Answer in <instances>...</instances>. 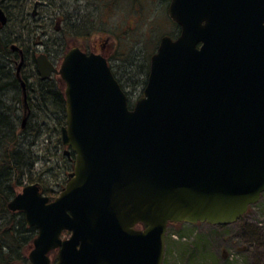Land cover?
<instances>
[{
  "label": "water",
  "instance_id": "1",
  "mask_svg": "<svg viewBox=\"0 0 264 264\" xmlns=\"http://www.w3.org/2000/svg\"><path fill=\"white\" fill-rule=\"evenodd\" d=\"M256 2L171 0L167 15L180 35L160 38L131 109L101 55L72 48L59 69L35 58L41 80L57 74L65 85L60 137L74 166L53 201L29 184L8 204L37 232L30 264H162L169 223L230 225L258 202L264 43Z\"/></svg>",
  "mask_w": 264,
  "mask_h": 264
},
{
  "label": "rangeland",
  "instance_id": "2",
  "mask_svg": "<svg viewBox=\"0 0 264 264\" xmlns=\"http://www.w3.org/2000/svg\"><path fill=\"white\" fill-rule=\"evenodd\" d=\"M12 1L6 9L10 21L2 30L4 36L19 39L23 50H27V41L30 42V37H35V41L37 38L46 41L50 50H57L56 47L62 44V40L55 35L53 28L50 26L48 28L39 27L40 30L38 28L34 30L32 26H23L20 17L21 10L17 8L21 2L18 4L16 1ZM168 1L66 0L64 14L68 16L69 25L67 27L68 35L63 40L66 47L63 53L65 54L68 48L75 46L91 50L90 48L95 45V48L98 49L95 42H101L103 49L98 53L105 55V59L109 58L107 63L115 78L122 85L132 106L142 94L141 81L144 79V77L137 76L138 70L134 66L136 64L138 66L140 63L144 65L148 63L149 66L150 58L156 52L160 38L170 36L175 31L166 15ZM31 10L32 8L29 12ZM26 15L34 24L29 13ZM82 17L83 27L80 22ZM14 25L16 26L14 27ZM36 25L37 23H35ZM80 35H87V38L78 40L83 38H79ZM12 46L18 47V44H12ZM37 49L41 50V47L38 46ZM33 50H35L34 45ZM38 54L35 53L34 57ZM62 57L63 55L54 58L57 68L61 65ZM19 64L18 58L14 68L17 69ZM22 75L20 73L18 75L21 81H23ZM52 78L58 83L55 76ZM59 86L63 91L64 86L61 84ZM23 101L26 106L28 101L24 96ZM28 117L22 109V121ZM46 133L48 134V132ZM46 133L39 139L36 151L39 152L38 155L41 158L48 159L50 157V160L47 163L37 162L32 174V181L26 182L24 186L36 184L44 191L49 201H53L65 187L67 172L63 168H66L68 164L65 158L69 159L70 156L65 155L68 148L63 145H59L57 151L54 152L55 138L50 143L45 141L48 136ZM248 216L253 220L252 222L244 224L243 219L240 224L223 228L211 227L207 224H169L165 235L164 264H264V198L259 206L250 210ZM256 222L261 223L262 226H257ZM68 237L69 234L66 232L61 234V239ZM56 253L54 251L50 253L51 260L56 258Z\"/></svg>",
  "mask_w": 264,
  "mask_h": 264
},
{
  "label": "trees",
  "instance_id": "3",
  "mask_svg": "<svg viewBox=\"0 0 264 264\" xmlns=\"http://www.w3.org/2000/svg\"><path fill=\"white\" fill-rule=\"evenodd\" d=\"M11 1L0 0V6L7 14L6 9ZM3 29L0 28V264H29L27 255L36 237V230L26 225L23 213L9 211L8 204L26 182L32 181L36 163H47L50 160V157L45 159L38 155L36 147L39 139L48 132L45 141L50 143L55 138L54 152L62 145L59 133L65 125V98L56 81H42L37 76L33 53L35 37H30L27 50H23L20 40L4 36ZM12 44H18L19 48L22 46L23 64L20 74H23V81L14 68L19 55L12 51ZM136 65L137 76L144 77L141 81L144 88L149 72L148 63ZM22 82L26 96L29 94L26 106ZM117 82L122 89L120 82ZM128 106L131 107L129 99ZM22 109L29 116L27 121L21 119ZM69 156V159L65 158L68 161L67 167L63 168L67 174L73 170L74 163V155ZM40 191L46 195L42 189Z\"/></svg>",
  "mask_w": 264,
  "mask_h": 264
},
{
  "label": "flooded vegetation",
  "instance_id": "4",
  "mask_svg": "<svg viewBox=\"0 0 264 264\" xmlns=\"http://www.w3.org/2000/svg\"><path fill=\"white\" fill-rule=\"evenodd\" d=\"M19 1L21 2V4L19 5V8L21 10L22 17L30 18L28 15H26V14L29 13V15L32 17V20L34 21V23H37V25H38L37 28L39 30H40L41 27L42 28H48L50 26V27L53 28L55 35L59 36V38H61V40H62V44L58 45L60 48L58 46L56 47V49L58 50L57 51V50H50L46 41H41L39 38H37V40L33 44L35 46V51L33 52L34 55H35V53L44 54L46 56L47 60L56 69H58V68L56 67V65L54 63V58H57V57H59L61 55H63V57H64L65 54L72 48H78L81 52H83V53H85L87 55L92 53V54L101 55L104 58L105 55H103L102 53L101 54L98 53L99 51L101 52V50L103 49L102 48L103 44L101 42H98V41L95 42V44L98 45V49L95 48V45H93L90 48L91 50H87L84 47L82 48V47H76L75 46V47H70V49L68 48V50L66 51L65 54L63 53V50H64V52L66 50V47H65V44H64L65 41H63V40H65L66 35H68L67 27L69 25L68 24V21H69L68 16L64 14V12H66V9H65L66 0H57V1H55V0H19ZM256 1H257L256 2L257 3L256 10L259 13L258 20L260 21L258 29H260V33L262 34V36L259 39H260V41L262 43H264V0H256ZM170 2H171V0L168 1L167 8L169 7ZM0 8L4 11V9L1 6H0ZM30 8H32L31 12H29ZM167 8H166V15H167ZM4 13L7 16L5 11H4ZM167 18L169 19L168 15H167ZM80 22H81L82 27H83V17H82V21H80ZM170 22H172V24L175 25V31L169 37H171L172 39H175V38H177L180 35L181 28H180V26H178L173 21L170 20ZM40 23H42V26H40ZM0 28H1V26H0ZM85 37L87 38V35H80L79 38H82V39H78V40H83V39H85ZM38 46L41 47V50L37 49ZM13 48H16V49H13ZM18 48L19 47H16V46H12L11 47L12 51L15 50L14 52H17L18 55H19L20 64L18 66L19 69L17 68V73L19 74L21 72V66L23 64V53H22L21 48H19V49ZM37 56L34 57V60H35V58ZM105 60L109 61V58L105 59ZM54 76L57 78L58 83L63 85V81L61 80V78L57 74H51V76L48 79H50V80L53 79L54 80V78H52ZM22 84L24 85L23 82L21 83V86H22ZM22 89H23L24 98L25 97L27 98V96L25 94L26 93L25 87H22ZM263 198H264V193L261 195L258 203L256 205H254V206L249 207L247 213L245 215H243L235 223L230 224V225H222V226L213 225L211 227H217V228L228 227V226L235 225V224H238V223L240 224V222L243 219L245 221L244 224L245 223L247 224V222H252L253 220L251 218H249L248 213L250 212V210L252 208L257 207V205L259 206V203L263 202ZM246 217H248V218H246ZM256 224L259 227L262 226L261 223H257L256 222ZM244 226L246 227V225H244ZM134 229L135 230H143L144 226L141 225V224H137V225H135ZM54 252H56V251H54ZM50 253H49V255H50ZM56 258H57V256H56ZM56 258L54 260L50 259V261L52 263H54L56 261ZM162 264H164V262H162Z\"/></svg>",
  "mask_w": 264,
  "mask_h": 264
},
{
  "label": "bare ground",
  "instance_id": "5",
  "mask_svg": "<svg viewBox=\"0 0 264 264\" xmlns=\"http://www.w3.org/2000/svg\"><path fill=\"white\" fill-rule=\"evenodd\" d=\"M5 11V10H4ZM6 12V11H5ZM7 14V13H6ZM7 22H6V24L5 25H7L8 23H9V21H10V16H9V14H7ZM21 19H22V21H23V26H32L33 27V29L34 30H36L37 29V27H38V25H36L35 26V23L34 24H32L31 23V21H30V18H24V17H22L21 16ZM20 21V20H19ZM34 22V21H33ZM4 25V26H5ZM4 26H1V27H4ZM16 25H14V27H15Z\"/></svg>",
  "mask_w": 264,
  "mask_h": 264
}]
</instances>
